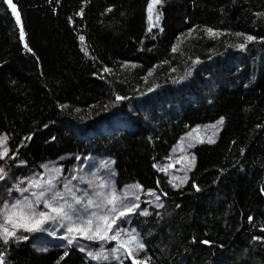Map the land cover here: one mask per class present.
<instances>
[{"label": "trees", "instance_id": "16d2710c", "mask_svg": "<svg viewBox=\"0 0 264 264\" xmlns=\"http://www.w3.org/2000/svg\"><path fill=\"white\" fill-rule=\"evenodd\" d=\"M149 1L12 0L18 28L0 0V136L26 168L106 158L116 187L155 195L158 209L129 220L143 245L135 264H264V0H160L154 28ZM216 120L173 189L157 162ZM0 257L87 264L74 247L24 240L0 241Z\"/></svg>", "mask_w": 264, "mask_h": 264}, {"label": "rangeland", "instance_id": "374dc122", "mask_svg": "<svg viewBox=\"0 0 264 264\" xmlns=\"http://www.w3.org/2000/svg\"><path fill=\"white\" fill-rule=\"evenodd\" d=\"M4 2L16 26L20 28V23H17V15L13 13L12 7L6 0ZM150 5L151 12H149ZM154 6L155 3L150 0L146 7L148 28H154L157 25ZM150 16L151 19H149ZM220 122L221 120H216L191 127L177 139L167 154L157 162V169L167 178L168 184L173 189L181 188L187 180L188 172L193 165V148L201 143L213 142L221 127L222 123ZM2 137L0 136V138ZM4 147H7L6 142L0 145V151H3ZM10 160H13L12 166L19 168V172L12 176L4 171V179L0 180V210L3 209L5 203L11 205L24 197L35 201V197L31 193H38L47 188L48 182L51 181L55 185L54 191L63 193L65 200L72 203L74 209L78 211L72 213V221L59 218L48 219L40 226L39 230L32 232L24 231L22 228L15 229L16 236L10 237L8 240H24L33 250L40 252L57 249L64 251L67 247H74L82 256L84 255L83 258L87 264L116 263L126 258L131 261V264H135L134 256L142 248L138 245L142 244L138 234L130 227L129 220L134 213L145 214V209L148 207L158 209L160 202L155 195L147 190H142L134 183L116 187L110 161L106 158L73 154L26 168L20 160H17L8 151L7 155L0 159V168L5 169ZM30 181H37L42 187H30ZM65 184L69 185L75 199L81 201L80 204L74 203L73 195L64 188ZM17 186L20 189L29 188V191L21 193L17 190ZM50 196L51 193H46L45 199ZM89 200L93 201V204L85 212L83 206H86ZM110 200L112 203H109ZM59 203H64V201H59ZM113 207L116 209L115 212L111 211ZM129 208L131 211H128ZM36 211L48 212L50 216L56 215L52 209L44 208L43 202L36 205ZM121 212L124 213L123 216L120 215ZM93 213H95V217L92 216ZM98 217H107L109 223L113 220L115 223L112 224L110 230H106L103 221H99L101 235H104L106 239L102 240L99 237L88 239L87 236L93 235L95 232ZM89 218L93 219L92 232L68 231L69 227L74 229L86 228L87 225L83 221ZM2 221L3 218L0 216V222ZM8 227L9 230H12L11 225ZM116 233H119L117 238L115 240L110 239ZM18 237H27V239H17ZM69 239L72 240V243L68 242ZM130 240L132 242H129ZM0 241L3 242L4 240L0 239ZM89 253L93 255H89Z\"/></svg>", "mask_w": 264, "mask_h": 264}, {"label": "snow or ice", "instance_id": "6c2138e0", "mask_svg": "<svg viewBox=\"0 0 264 264\" xmlns=\"http://www.w3.org/2000/svg\"><path fill=\"white\" fill-rule=\"evenodd\" d=\"M6 2L12 7L13 13L17 15V23H20L19 16L16 13L15 5L12 4V0H6ZM160 0H153V3H159ZM149 12H151V5L149 7ZM151 19V16L149 17ZM159 17H157V20ZM151 30V29H149ZM210 34L216 35L215 33H212L211 29L207 30ZM21 39L24 38V33L23 29L21 28V33H20ZM248 40H252L253 37H247ZM243 47V45H241ZM175 51V49H173ZM120 99V97H118ZM220 123H223L221 121ZM7 140V137H2L0 138V145H3ZM8 149L7 147L3 148V151H0V159L4 158V156L7 155ZM194 159V158H193ZM4 179V169L0 168V180ZM23 183V182H21ZM48 187L44 188L40 192H32L31 195L35 197V201L24 197L23 199L17 200L15 203H12L11 205L5 203L3 205V209L0 210V216H2L3 221L0 222V239H3L5 243L8 242V239L10 237H15L16 232L15 229L22 228L24 231L32 232L40 229V226L46 222L48 219H64L68 221H72V213H76L78 210L74 209L72 203H68L65 200L64 194L59 192V191H54L55 185L51 183V181L48 182ZM30 187H36V188H41L42 186L39 184L37 181H30L29 182ZM65 190L71 193V189L69 188L68 184L64 185ZM17 190L20 191L21 193L23 192H28L29 188H23L20 189L17 186ZM46 193H51V196L47 199H45ZM73 195V200L75 204H80L81 201L75 199V195ZM115 199V198H113ZM59 201H64V203H59ZM41 202H43L44 208L46 209H52L53 212L56 213L55 216H50L48 212L45 211H36V205H39ZM109 203H112L110 200ZM93 204V201L89 200L87 202L86 206H83V210L86 212L87 208L90 207ZM54 205H58L55 206ZM113 212L116 211L115 207L112 208ZM128 211H131L129 208ZM146 214V213H145ZM121 216L124 215L123 212L120 213ZM93 217H95V213L92 214ZM98 223L95 227V232L93 235H88V239H94L96 237H99V239H106L104 235H101V226L99 224V221H103L104 226L106 230H110L112 227V224L115 223V220H113L111 223L108 222L107 217H98L97 218ZM87 225L86 228H72L69 227L68 231H79V232H92L93 231V219L89 218L86 221H83ZM8 225H11V229L9 230ZM119 233H116L115 235L111 236L110 239L115 240ZM27 239V237H18L17 239ZM134 239V238H133ZM69 243H72V240L69 239ZM129 242H132L131 240ZM123 247V245H120ZM139 247H143V245H138ZM89 255H93L92 253H89ZM104 259H107V257H104ZM0 264H3V258L0 257Z\"/></svg>", "mask_w": 264, "mask_h": 264}, {"label": "bare ground", "instance_id": "6f19581e", "mask_svg": "<svg viewBox=\"0 0 264 264\" xmlns=\"http://www.w3.org/2000/svg\"><path fill=\"white\" fill-rule=\"evenodd\" d=\"M20 18V17H19ZM185 95V94H184ZM130 105V104H129ZM123 106V105H122ZM131 109V108H130ZM128 110V109H127ZM137 110V109H136ZM124 111V110H123ZM126 111V110H125ZM132 111V110H131ZM114 113V112H113ZM123 116V115H122ZM128 116V115H127ZM126 116V117H127ZM121 118V117H120ZM116 119V118H115ZM114 121V120H113ZM102 124V123H101ZM98 128V127H97ZM114 128V127H113ZM111 129V128H110ZM92 130V129H91ZM124 130V129H123ZM104 133V132H103ZM78 155V154H77ZM40 166V165H39ZM166 180H167V178H166ZM4 188V187H3ZM160 204V203H159ZM130 216V215H129ZM84 256V255H83Z\"/></svg>", "mask_w": 264, "mask_h": 264}]
</instances>
